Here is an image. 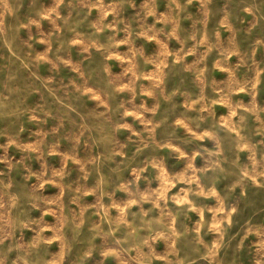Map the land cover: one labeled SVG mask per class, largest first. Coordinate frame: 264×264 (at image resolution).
<instances>
[{"label":"rangeland","instance_id":"obj_1","mask_svg":"<svg viewBox=\"0 0 264 264\" xmlns=\"http://www.w3.org/2000/svg\"><path fill=\"white\" fill-rule=\"evenodd\" d=\"M0 264H264V0H0Z\"/></svg>","mask_w":264,"mask_h":264}]
</instances>
